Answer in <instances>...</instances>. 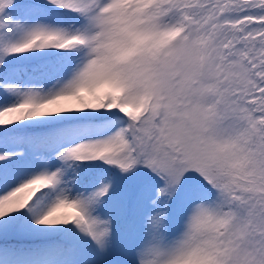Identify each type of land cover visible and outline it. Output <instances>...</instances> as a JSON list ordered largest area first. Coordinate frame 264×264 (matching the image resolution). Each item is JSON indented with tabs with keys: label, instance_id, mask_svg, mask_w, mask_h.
Here are the masks:
<instances>
[{
	"label": "snow or ice",
	"instance_id": "1",
	"mask_svg": "<svg viewBox=\"0 0 264 264\" xmlns=\"http://www.w3.org/2000/svg\"><path fill=\"white\" fill-rule=\"evenodd\" d=\"M0 264H264V0H0Z\"/></svg>",
	"mask_w": 264,
	"mask_h": 264
}]
</instances>
